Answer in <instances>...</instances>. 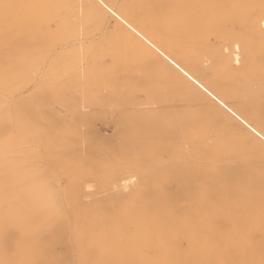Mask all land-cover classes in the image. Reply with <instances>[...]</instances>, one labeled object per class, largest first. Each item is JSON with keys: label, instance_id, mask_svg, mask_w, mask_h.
Instances as JSON below:
<instances>
[{"label": "bare ground", "instance_id": "6f19581e", "mask_svg": "<svg viewBox=\"0 0 264 264\" xmlns=\"http://www.w3.org/2000/svg\"><path fill=\"white\" fill-rule=\"evenodd\" d=\"M87 3H88L87 0H0V5L8 4V5L13 6V7H10L9 9H7L6 12L2 7H0V28L2 26L8 27L7 32L0 30V123L3 122V120L5 119L6 116L8 118H12L15 115V112H16L18 107H22L28 103L29 98L24 96V95H19V92L23 88H25L27 85L31 84V82H34L36 80V78L40 77L39 76V70H40L39 61L43 60V57H42L43 52L42 51L39 52V45H45L46 46L45 48H47V51H48V53H50V55L55 54L54 55L55 58L52 60L53 61L55 60L54 63H56V64L58 63V66H60V65L64 66V64L68 61H73L74 63H76L75 62L76 59L81 58L80 54L85 50L84 46H87V45L94 46V47L98 46L95 39L93 38V35L95 32H98V35L100 32H103L104 31V29H103L104 24L109 19V21L111 20V24H110L109 30L106 33L104 32L105 39H106L105 42L117 45V48H118V46L120 48L132 47V46L133 47H147V46L152 45L156 42H159V43H163L164 45L167 46L166 52L169 55L172 53L171 47L173 48V46H175V47L178 46L179 52L181 54L180 57L178 56L179 57L178 59L175 60V57H173L175 55H172V56L169 55V56H171L170 58L168 57V55L166 57L164 75L159 76L164 82L163 86H165L164 87L165 91H162V93L163 92L164 93L163 94L161 93L162 98H160V99H158V96H160L159 93L156 94L157 101L158 100H161V101L169 100V101H171L170 99L172 98L173 95L175 96V95L179 94V96L181 98H183L185 100V102H187V103H185L186 104L185 105L183 103V100H181L182 101L181 105L184 104L183 108H182V106L180 109L177 107L181 111V117H182L181 118V124L188 125L190 123L192 125V123H193V126L195 128H197L196 130H200V132L195 133L194 137L197 140H199L200 142L202 141V144L200 146L198 145L199 147H196L194 150H192V151L190 150V154L186 153L185 156H182V153H180V158L178 160L179 162L175 161L176 165H174L170 169H168L167 173L168 174H176V175L180 176V180L182 181L183 180L182 175H184V173L186 171H187V173H190V174H191V172H190L191 170H193V171L200 170L201 172L204 171L203 174L205 175V179L207 181V185H206L207 187L203 188V190H204L203 197H206V198H205V202L202 204V205H204L203 210L198 215L200 217L195 219V220H193V219L188 220L184 217V215L179 216L177 213V210H175V214L178 217L176 216V218H175V216H173L174 217L173 220H175L176 222L181 224L176 229L178 230L179 233H181L183 235V237H185L187 239L188 247L186 249L180 247L181 245L176 243L175 238L173 237V233H174L173 228H171V227L168 228V227H166V225H165V227L167 229L165 227H163L164 229L161 231L163 233V235L157 233L155 231V229H153V230H151V234L148 237L150 239H154V240L157 239L156 238L157 235L161 237V240L164 241L165 248L167 246V249L165 251L160 252L159 251L160 248H158V246H155L156 253L159 254L161 257H165V258L169 259L171 262H173L172 264H230V261H232V260H235V261L238 260V262L242 261V262H244V264H261V262L264 261V238L262 236V233L264 232V190H261V189H263V188H261L262 187L261 185L262 184L264 185V176L262 175L263 173L261 174L262 176L256 175L254 177H250L251 187L255 186L254 188H257V186H258L259 191L258 190L255 191V189L251 190V188H249V191L246 193V194H248V196L246 197V201L247 202L249 201L248 205L251 208L249 210V217L247 220V225H246V228L244 230L245 234L243 236L242 241H239L238 239H236L234 241L233 234L230 233L228 230L222 231L218 226L219 221L217 220V217L213 216V214L208 212L209 211L208 209L210 206L216 207L215 205L220 204V201H222L220 199L224 198L225 196L223 194H221V192H223L221 189H219V188L213 189V188H211V185H208V181H210L214 177L213 170H215V168H214L215 165L213 166L212 165L213 163L212 164L201 163V162H199V159L201 158L200 156H202V155H206V154H207L206 156L213 155L217 149H221V151H232V149H233L232 143H234L235 141H240L239 139L236 138L237 136L236 137H225V136L223 137V136H221V134H219V132H220V129H218L219 126H217L215 124L216 119L219 118V116H220V114H218L217 112L224 114V115L226 113L228 118H231V119H242V120H244V117H243L244 113L247 114L248 111L249 112L256 111V110H258V108H261L263 106V105L261 106V104H262L261 101H262V98L264 95V87L262 86L263 84L262 85L258 84V82H257V84H254V83L252 84V82H253L252 77H254L253 74H249V75H251L249 77V80L251 79L250 81H252V82H249L247 84L239 83L237 80V79H239V78H237L238 76L236 77L237 79L230 77V73H231V75L234 74L233 73L234 66H236L233 63L235 55H236L235 49H234V47H230V44H231L232 33H233L234 29L243 25L247 32H249L250 34H252L254 37L257 38L255 40V42L252 44V46L256 47V49L254 48L255 51L250 50L248 57L243 61V65H247V67L251 70H252V68H254V70H255V69H257V67H259V64H257L258 65L257 67L254 66V64L252 65L251 59L252 58L255 59V57L257 59H260V60L264 59V52L262 51L264 48V45H261V43L258 39L259 36L262 33H264V10H262L259 13L255 12V11H254L255 13H252L248 10L247 11L240 10V8H237L234 6H236V5H251L253 7V6L258 5V4H263L264 0H227L224 2L221 0H98V3L101 6V9L92 8ZM35 4L50 5L51 7H48L46 9L39 10V11L36 9H33L31 7H28L29 5H35ZM81 9H82V23L80 22V25L82 24V28L81 27L80 28H81L82 33L80 34L79 33L80 29L77 25V21L74 20V17H77V15L80 14ZM244 9H246V8H244ZM106 28H108V26ZM4 29H5V27H4ZM213 39H217V40L220 39L222 42V43H220L222 45L218 44L219 42H217V44L220 45V47L218 48V51L216 49L217 47H214V45H213V43H214ZM83 44H85V45L83 46ZM215 45H216V43H215ZM96 48H98V47H96ZM205 49L207 50L208 53L205 51ZM99 50H100V48H99ZM122 50H124V48ZM116 51L117 50H115L114 52H116ZM68 52H71L74 55V57L72 59L67 58ZM108 52H110V51L108 50ZM92 54H94V52ZM83 55H84V53H83ZM82 57H84V56H82ZM172 59H174V60H172ZM59 62H62V64H60ZM67 64L61 68H59V67L58 68H52V69L50 68L49 74H53V75H55V77H62V76L67 75L68 72H70L69 69L73 68V67H71L73 64L71 66H67ZM261 64L263 65V63H261ZM238 68H240V67L238 66ZM238 68H236V69H238ZM249 69H248V71H249ZM257 70L260 71L259 69H257ZM48 71L46 73H48ZM248 71H246V72H248ZM85 72L86 71L84 70V73ZM78 73H80V72H78ZM208 73H210L211 75ZM240 73H241V71H240ZM245 73H244V75H245ZM41 74H42V71H41ZM87 74H88V72H87ZM206 74L208 75L207 77H210L213 75L212 78L210 77L212 79L211 81L209 79H205ZM75 75H77V74H75ZM244 75H241V77H243ZM247 75H248V73L246 74V76ZM260 75L259 76L257 75L258 76L257 78L261 77ZM263 75H264V73H263ZM263 75H262V77H264ZM153 76L154 75H152L151 77L153 78ZM246 76H245V78H248ZM77 77H79V76H77ZM151 77H150V81H151ZM228 77H229V79H228ZM260 79H259V81H260ZM43 80H45V79H43ZM68 80H71V79H68ZM160 80H158V81H160ZM244 80H242L241 82L244 83L245 82ZM256 80H254V82ZM262 80H263V78H262ZM50 81H53V80H50ZM84 81L85 80L83 78V82ZM220 81H223V83ZM77 82L80 83V81H77ZM83 82H82V84H83ZM210 82H211V84H210ZM217 82L220 83L219 85H221V83H222V85L224 86V88L226 90L225 93H223L224 94L223 99L227 100L226 104H222L223 101L215 100L214 96L219 98V96L221 94L220 93L218 96L214 95L216 93L214 90V88H215L214 85L218 84ZM42 83H43V81H42ZM53 83H54V81H53ZM55 83L57 84V82H55ZM74 84H76V83H74ZM96 84H99L100 88L103 89L104 92H107V90H108V88H106L107 84H100L99 82ZM160 84L161 83H159L158 85L160 86ZM77 85L79 86V84H77ZM77 85H75V86H77ZM85 85H87V84H84V86ZM201 85H203V87H201ZM71 86H74V85L72 84ZM84 86H83V88H84ZM163 86H162V88H163ZM96 88L97 87H95V89ZM149 88H150V86H149ZM66 89H68V88H65V91H67ZM105 89H107V90H105ZM123 89H124V87H123ZM164 89H160V90H164ZM204 89H207V92ZM54 90L55 89H53V91ZM93 90L94 89H92V91ZM125 90H117V91L122 92ZM221 90L219 89V91H221ZM88 91H86L87 92L86 94L89 93ZM111 91H112L111 94H113L114 93L113 90H111ZM223 91H224V89H223ZM41 92H43V90H41ZM61 92H64V91H61ZM61 92L59 90H56L55 93L57 94V93H61ZM217 92H218V90H217ZM92 93H91V95H92ZM117 93H119V92H116L115 95ZM123 93H119V94L122 95ZM129 93H127V94H129ZM209 93L214 95V96H212V97H214L213 100H215L217 102H221V103L220 104L219 103L214 104L215 101H213L211 98H210V100L212 103L208 102L207 97H209ZM47 95H50V93L46 94V96ZM93 95L95 96L96 93H94ZM93 95H92V97H93ZM151 95H153V94H151ZM62 96H64V95H62ZM79 96H77L78 99H79ZM87 96L91 97L89 94ZM101 96H103V95L101 94ZM101 96H99V102L103 99V104H104V102L106 101V98H104V96L103 97H101ZM128 96L129 95H127V97ZM56 97H58V96H55V98ZM72 97H74V96H72ZM97 97H93L94 101H96V99L98 100ZM111 97H113V96H111ZM122 97H123V95H122ZM154 97H155V95H154ZM84 98H86V96ZM100 98H102V99L100 100ZM177 98H179V97H177ZM68 99H69V97H68ZM68 99H66V101H69ZM70 99H71L70 105L72 106V102L75 98L73 100H72V98H70ZM78 99H76V102L79 101ZM134 99H135V97H134ZM154 99H156V98H154ZM88 100H89V98H88ZM226 100H224V101H226ZM263 100H264V98H263ZM64 101H65V99H64ZM124 101L126 104L129 103L128 99H127V102H126V100H124ZM131 101H133V100H131ZM161 101H160V103H161ZM76 102H73L74 104L72 106V107H76L75 109L78 108L80 101H79V103H77V106H75ZM113 102L115 103V101H113ZM113 102H110V104ZM116 102L118 103V101H116ZM121 102H119V103H121ZM135 102L133 101L134 104H135ZM137 102H138V100H137ZM259 102L261 104H259ZM59 103H62V102L59 101ZM59 103H58V105H62ZM85 103H87V102H85ZM108 103H105V104H107V106H108L109 105ZM166 103H167V101H166ZM263 103H264V101H263ZM12 104H15V105H12ZM56 104H57V102H56ZM65 104H68V103L65 102ZM89 104L92 106L94 105L91 102ZM97 104H99L100 107L103 106L102 104H100L98 102H97ZM129 104H128V106L134 107V106L129 105ZM137 104H140V103L138 102ZM165 104H163V105H165ZM174 104H176V103L174 102ZM99 105H96V106H99ZM121 105H122V103H121ZM121 105H119V106H121ZM140 105L138 107L139 109L136 107L139 111L141 109L142 110L144 109ZM119 106L115 107L113 110H111V112H113L114 110L116 112V110H118V113L117 112L116 113L119 114V109H116V108H119ZM122 106H124V105H122ZM126 106L127 105H125V107ZM135 106H136V104H135ZM100 107H99V109H100ZM131 107H129L128 109H130ZM42 108H43V106H42ZM65 108L67 110H69L68 108H71V107L67 108L64 105L63 109H65ZM94 108H95V105H94ZM174 108H175V106L173 107V110H174ZM71 109L73 110V108H71ZM122 109H124V108H122ZM126 109H127V107H126ZM134 109H135V107H134ZM134 109H131V110L134 111ZM229 109H231V111H229ZM95 110H96V112H95ZM95 110L91 111L89 113L90 114V116L88 115L89 119L94 117V116L97 117V116L102 115L100 113V110H97V107L95 108ZM131 110H128V111H131ZM148 110L149 109H147V110L144 109L143 111H140V113H139V114H141L140 117L144 116V114H142V113H144V111H146L148 114V112L150 111V110L149 111ZM156 110H158V109H156ZM10 111H14V112H12V114H13L12 117H10V115H9ZM128 111H124V112L127 114ZM132 111H131V113H132ZM135 111H137V110L135 109ZM151 111H152V108H151ZM151 111H150V113H151ZM153 111H152V113H153ZM180 111H178V112L180 113ZM39 112H40V110L38 107L35 110H33L31 121L16 123L14 126V130L9 137L5 138L3 135H0V152L11 150L12 152L17 153L18 156L23 161L29 160L30 161L29 163H33L35 165V169H31V170L29 169L30 171L28 173L31 176L30 180L34 184H36L38 187L39 186L43 187V185H41V184L39 185V181H41V179L39 180V175H40L39 172L41 171V169L39 171V165L41 164V166L43 168L42 172H44V174L48 177L47 183L49 184V188H50L51 192L56 197V199L59 200L58 203H61V200H65L63 206L65 205L64 207L67 208L70 205H72V203H73L72 202L73 198L71 199V202H70V198H69V195H71L70 194L71 191H66L65 189H62L56 182H54V180L49 182V180L52 178L51 177L49 179L50 174H53L49 168L50 161H52L53 159H59L62 161V159H63L64 148H62L61 145H62V142L64 141V137H63L64 134L61 132V129H59L60 127H56V126H52V125L51 126L48 125V127H44V131H43L44 133H42V135H45L47 139L45 140V145L42 148L40 146L41 144L39 143ZM70 112H72L71 115L74 116L73 118H76V115H73V113L76 112V110L70 111ZM115 112H113V113H115ZM128 113H130V112H128ZM133 113L138 114V112H133ZM152 113H151V115H153V116L156 114L155 111H154L155 114H152ZM158 113L156 115H159ZM124 115L125 114H123V116ZM151 115L149 114V115H147V117L149 116V118H150ZM80 116H82L81 113H79L77 118H79ZM131 116H133V117H131ZM131 116L130 117L132 119L135 117V115H133V114ZM168 116H170V115H168ZM84 117L85 116H83V118ZM118 117H121V120L123 119L122 116L118 115ZM126 117H128V115ZM174 117L176 118V116H174ZM115 118H116V116L114 115V120H115ZM164 118H165V116H164ZM132 119L130 121H133ZM139 119H141V118H139ZM152 119L153 118L151 117V119H149V120H152ZM147 120H148V118H147ZM155 120L157 121V119H155ZM169 120L171 121V117ZM172 120H173L172 121V128H173L174 127L173 125H175L174 121H176V120H174V119H172ZM178 120H180V119H178ZM40 121L42 122V120H40ZM116 121H115V123H116ZM118 121H117V123H118ZM170 121H169V123H170ZM124 123H125V119H124L122 124H124ZM149 123H150V121H148L147 124H149ZM152 123H153V121H152ZM154 123H155V121H154ZM164 123H165V121H164ZM164 123L160 124V126L161 125L163 126ZM234 123H235V121H234ZM119 124H121V121H119ZM135 124H137V123H135ZM140 124L143 126V123H141V121H140ZM151 125L152 124H150V126ZM155 125H156V123H155ZM166 125L168 126V128L171 126L168 124H166ZM167 126H166V128H167ZM133 127L128 128V130L133 128ZM184 127H187V126H184ZM194 127H192V128H194ZM255 127H256V129H255L256 131L251 132L249 140L253 141L256 148L258 147L260 149L259 146H261V145H259V144H261V143L263 144L262 141H264L263 140L264 139V119H263V117H260V119L258 120V125ZM121 128L123 129L122 126H121ZM148 128H149V126H148ZM175 128L177 129L178 127L176 126ZM180 128H181V126H180ZM236 128H237V126H236ZM164 129H165V127H164ZM131 130L129 131V133H131ZM150 130H151V127H150ZM178 130H179V128H178ZM178 130H175V131H178ZM186 130H184V132ZM191 131H192V129H191ZM235 131H236V129H235ZM185 133H187V131ZM257 133H259V135H257ZM177 134H178V132H177ZM138 139H139V137H138ZM247 140H244V141H247ZM210 142H211V145H210ZM250 143H252V142H250ZM242 145H243V142L240 141V144L238 145L239 148H242ZM39 146H40V148H39ZM23 147H25V149H26L25 154L23 152H21V149ZM247 148L249 149V147H247ZM258 148H257V150H258ZM39 149L41 151H39ZM255 149H253V150H255ZM247 150H246V153L250 152V151L247 152ZM257 150H256V152H257ZM261 152L263 153L264 151L261 150ZM251 153L253 155V153H255V152H251ZM193 154H195V156H194L195 158H191V159H195V160H194V162L191 163V162L187 161V156L188 155L190 156ZM258 154H260V150L258 151ZM1 155H0V157H1ZM218 156H219V154H218ZM39 157H41V159H39ZM14 158H13V160L17 159L18 157L15 159ZM165 158H167V157H165ZM3 161H4V159H3ZM15 161H17V160H15ZM22 162H20V163H22ZM39 162H40V164H39ZM1 163L2 162H0V164ZM10 163H11V161H10ZM13 163H14V161H13ZM16 163H18V162H15V164ZM246 163H248V162H246ZM251 163H252V165H250V167L253 168L254 163L252 161H251ZM248 164H250V163H248ZM257 164H259V163H257ZM4 165H6V163ZM21 165L19 166V168L23 167ZM245 165H247V164H245ZM2 166L3 165H1V167ZM256 166H259V165H256ZM13 167H16V166L14 165ZM247 167H249V166L247 165ZM3 168H4V166H3ZM23 168H25V167H23ZM28 168H26L25 169L26 171H24V172H27ZM224 168H223V171L225 170ZM243 168H245V167H243ZM252 168H251L252 172L254 169H257V168H254L252 170ZM259 168L263 169V167L261 165L258 167V169ZM148 169L149 168H137L136 172L138 173V176L141 179V185H142L140 188H139L138 177H136L134 175L127 176V177L122 178L119 181V183L114 185V187H113V190L115 192L114 195L118 198L120 197V198L126 199V202H128L127 203L128 206H130L132 208V212L134 214H136V212H137L139 217L144 216V218L155 219L154 223H159V222H163L162 221L163 219L160 218V216H158V214H157L158 211H154L153 209L150 210V208H153V207H151L147 204H143L142 201L136 200L137 198H135V197L130 198V196H132V194H134L136 192H141L143 189L148 188L150 186L152 180L149 177H147V174L145 171ZM236 169H238V168H236ZM15 170L16 169H14V171ZM57 170H59V169H57ZM243 170L245 171V169H243ZM237 171H240V170H237ZM249 171H250V169H249ZM24 172H23V174H24ZM59 172L60 171H58V173ZM234 172L235 171H233L232 174H235ZM252 172H251V175H249V176L255 175V173L253 172L254 173L253 174ZM197 173H199V172H197ZM17 174H18V172H17ZM203 174H201V175L203 176ZM241 174L244 175V172ZM25 175L27 176L28 174L25 173ZM197 176H199V175H197ZM237 177H240V175H238ZM234 178H236V176ZM12 179H13V177L9 178V181L6 182L5 185L1 186V192H2L3 197L0 199V203L3 201H9L12 199H15V200L18 199L21 203L23 201L25 204H27V203L30 204L29 200L31 199L32 202L37 203L39 205V200L42 201V199H39V194L23 195V196H21L22 198L21 197L19 198V197H17V195H14L12 190H11V186L9 187V185H8V183H11L14 180V179L13 180ZM24 179L25 178H23V180ZM20 181L21 180L16 179V181L13 182L12 184H15L16 186H23V184ZM247 183H249V182H247ZM247 185H249V184H247ZM42 187L40 189H42ZM93 187L94 186L90 182H87V183L85 182V184L83 185V184H81L80 181H77L75 183L74 188H72L74 193L77 195L76 201H74V200L73 201H74V205H76V208L79 209V215H78L79 220H78V222L85 221L87 219L88 215L90 214L89 209L87 208V206H88L87 202L88 201L84 202L83 200H90L92 198V194H94ZM228 187H229V185H228ZM232 187H235V186H232ZM46 188H47V186H46ZM201 188H202V186H201ZM19 189H21V188L19 187ZM40 189L38 188V191ZM44 191H45V187H44ZM184 191H185V187H184V185H181L179 187V193L182 194V193H184ZM41 193H40V195H41ZM197 193L198 192H194V190L192 192H189L190 195L194 196L195 200H197L198 196H200ZM223 193H225V194L227 193L226 189L224 190ZM231 196L232 197L229 196V198H233V194H231ZM235 197H237V196H235ZM94 198L96 199V197H94ZM94 198H92V199H94ZM21 199H22V201H21ZM177 199H179V197ZM145 200H146V198H145ZM224 202H227V201H224ZM158 205H160V204L159 203L155 204V208L156 209L159 208L161 210L162 208H160ZM63 206H62V208H63ZM212 209L213 208H211L210 210H212ZM146 211H148V212H146ZM87 212H89V213L87 214ZM151 212L154 213V215H152ZM6 219H7L6 220V232L3 235H0V245L3 246L5 249H7L8 243L11 241V239H13V236H14V238H16V230H17L16 227L15 228L11 227L12 222L11 221L8 222L9 218H6ZM47 219H48V217H47ZM45 221L47 222V220H45ZM1 222H3V221L1 220L0 224H1ZM44 223L40 224L39 232H38L39 264H71V251L72 250H70V248H67V247L63 249V247H62V249H63L62 251H60V252L57 251L56 246L53 247L49 242L50 238H51V236H50L51 227L47 228L48 222L45 223V224H47V226H45ZM58 224L60 225V230L63 234V237H65L64 235H66V236L72 238L70 233H73V234L75 233L73 235L74 239H79V240L83 239L84 236L81 234V232L78 233L79 230H74L75 228L80 229L81 227L75 226L74 229H71L73 231V232H71L70 230L61 227L62 225L60 223H58ZM68 226H70V225H68ZM84 231H86V230H84ZM91 231L93 232L92 229H91ZM94 231H96V229ZM152 233H153V236H151ZM90 234L91 233H89L88 235H90ZM88 235H87V237H88ZM6 236H7V243H6ZM73 238H72V240H74ZM124 240H126V239H124ZM166 240H167V242H166ZM59 244H61V243H59ZM62 245H64V244H62ZM235 246H238V247H235ZM8 254H12V253L8 252ZM73 254H74V252H73ZM85 254H86V252H85ZM93 254L91 256H93ZM160 256H159V258H160ZM83 257L84 256H82L81 258H83ZM154 258H155V255H154ZM162 260H164V259L162 258ZM159 261H160V259H159ZM16 263L17 262L13 258L10 259V264H16ZM85 263H87V262H85Z\"/></svg>", "mask_w": 264, "mask_h": 264}, {"label": "rangeland", "instance_id": "374dc122", "mask_svg": "<svg viewBox=\"0 0 264 264\" xmlns=\"http://www.w3.org/2000/svg\"><path fill=\"white\" fill-rule=\"evenodd\" d=\"M87 1H88L87 4H89L90 7L95 8V9H101V6L99 5L98 0H87ZM221 1L224 2L227 0H221ZM240 10H244V11L248 10L252 13H255V12L259 13L262 10H264V3L258 4V5H255L253 7L246 8V9L240 8ZM74 20L77 21V25L80 29L79 33L81 34L82 33L81 32L82 24L80 25V22L82 23V9L80 10V14L77 15V17H74ZM110 24H111V20L109 21V19H108L107 22L104 24V27H103L104 31L100 32L99 35H98V32L94 33L93 38L95 39L98 46H95V47L90 46V45L84 46L86 43L83 44L85 52L83 51L80 54L81 58L76 59V61H75L76 63H74L73 61H68L64 64V66L67 63H68L67 66H71L73 64L71 66L73 68L69 69V71H70V72H68L69 75L67 74V75L62 76V77H55V75L49 74L50 68L51 69L52 68H58V67L61 68L64 66L60 65V64H62V62H59L60 66H58V63L57 64L54 63L55 60L53 61L52 59L55 58V56H54L55 54L50 55V53H48V51H47V48H45L46 47L45 45H39V52H41V51L43 52L42 53L43 60L39 61V64H40L39 76L40 77L36 78V80L34 82H31V84H33L35 82L38 83L40 92H41V90H43V92H41V93L44 94L45 97L47 98V103L43 105L44 109L42 107H39V110H40V112H39V143L41 144V145L40 144L39 145L43 148L45 145V140L47 139L45 135H42V133H44L43 132L44 127H48V125L60 127L59 129H61V132L64 134V136H63L64 141L62 142V145H61V147L64 148L63 159H62V163L59 166H57L56 169L51 171L53 174H50L49 179L52 177L51 178L52 180L50 179L49 182L54 180V182H56L62 189H65L66 191H71L70 194L72 196L69 195V198H70V202H71V199L73 198L72 199L73 203H72V205H70L67 208L64 207L65 205L63 206L65 200H61V203H58L59 200L56 199V197L53 195V193L51 192V190L49 188V184L47 183L48 177L44 174V172H42L43 168H42L40 162H39V164H40L39 165V171H40V169H41V171L39 172V174L41 176L39 175V180L41 179L42 182L39 181V185L41 184V185H43V187L42 186L38 187L36 184H34L30 180L31 176L29 175L28 172L31 169H35V165L33 163H29L30 162L29 160L23 161L18 156L17 153L12 152L11 150L3 151V152L1 151L0 155L1 154L2 155L0 157V160H1L0 162H2V163L0 164V199L3 197L2 192H1V186L5 185L6 182L9 181V178L13 177L14 180L12 179L13 181L11 183H8V185H9V187L11 186V190H12L14 195H17V197L20 198L23 195L39 194V199H42V201L39 200V205L37 203L32 202L31 199L29 200L30 204H28V203L25 204L22 201V199H21L22 203L18 199L17 200L12 199V200L3 201L0 203V218H1L0 221L1 220L3 221L0 224V235H3L6 232V220H7L6 218H9L8 222L9 221L12 222L11 227L12 228L16 227V229H17L16 230V238H14V236H13V239H11V241L8 243L7 249H5L3 246L0 245V264H10L11 258H13L17 262L16 264H39L38 232H39L40 224L44 223V222L45 223L48 222L47 224L49 227L47 226V224L44 223V225L47 226V228H50L52 226V224H54V223H56V224L60 223L62 225L61 227L66 228V229L70 230L71 232H73L71 229H74L75 226L76 227L79 226L83 229V230L81 228L80 229H76V228L74 229V230H79V232L78 231L77 232L78 233L81 232V234L85 237V238L83 237L82 240L74 239L73 235L75 233L74 234L70 233L74 240H72V238L64 235L65 237H63V240L60 242L61 244L56 246V249L59 252L62 251L66 247L70 248V250H72L71 251V264H88L89 262H90L89 264H172L173 262H171L169 259H167L165 257H161L159 254L156 253L155 246H158V248H160L159 249L160 252L165 251L167 249V246L165 248L164 241L161 240V237L157 235L156 240L150 239L148 237V236H150L151 230H153V229H155V231L157 233L163 235V233L161 231L164 229L163 227H165V225L168 228H170V227L173 228V231H174L173 237L175 238L176 243L181 245L180 247H182L184 249H186L188 247L187 239L185 237H183V235L181 233H179L178 230L176 229L181 224H179L178 222L173 220L174 219L173 216H175V218H176L177 215L175 214V210H177V213L179 216L184 215V217L188 220H192V219L195 220V219L200 217L198 215L203 210L204 205H202V204L205 202V198H206V197H203V195H204L203 188L207 187L206 186L207 181L205 179V175L203 174L204 171L201 172L200 170H197V171L191 170L190 171L191 174L187 173V171H186L184 173V175H182L183 180L181 181L180 176H178L176 174H168L167 170L170 169L172 166L176 165L175 161L179 160L180 153H182V156H185L186 153L190 154V150L192 151L196 147H199L202 144V141L200 142L199 140H197L194 137L195 133L200 132V130H196L197 128H195L193 126V123H192V125L190 123L188 125L181 124V118L182 117H181V111L179 109L181 108V106L183 108V105L187 102H185V100L183 98H181L179 96V94H177L175 96L173 95L172 98L170 99L171 101L163 100L165 103L167 101L166 104L161 100L157 101L156 94L159 93L160 96H158V99H160V98H162V94L164 93V92L162 93V91H165V89H164L165 86H163L164 82L159 76L164 75L166 57L168 55L166 52L167 46L164 45L163 43L156 42V43L149 45L147 47H133V46L132 47H123L124 50H122L123 48H120L119 46L117 48V45L105 42L106 39H105L104 32L106 33L109 30ZM107 26H108V28H106ZM4 27H5V29H4ZM1 28H0V30H2V31H5V32L8 31V27H6V26H2ZM213 42H214L213 43L214 47H217L216 49L218 51V48L220 47V45H222V44H220V43H222L221 40L220 39L219 40L213 39ZM217 42H219L218 44H220V45H218ZM215 43H216V45H215ZM96 47H98V48H96ZM252 47H250V50L255 51L254 48L256 49V47L255 46H252ZM99 48H100V50H99ZM171 49H172V53L170 52L171 54H169V55H171V56L175 55V56H173V57H175V60L178 59L181 56V54L179 52V47L173 46V48L171 47ZM108 50L110 52H108ZM115 50H117V51L114 52ZM205 51L207 52L206 49H205ZM262 51L264 52V48ZM93 52H94V54H92ZM83 53H84V55H83ZM67 54H68L67 58L72 59L74 57V55L71 52H68ZM169 55H168V57L170 58L171 56H169ZM82 56H84V57H82ZM82 58L83 59L85 58V59L83 60ZM172 60H174V59H172ZM251 61H252V65L254 64V66H256V67L258 66L257 64H259V67L261 69L259 67H257V69H259L260 71H258L257 69L254 70V68H252V70H251L247 67V65H243L244 67L239 66L240 68H238V66H234V71H233L234 74L231 75V73H230V77L235 78V79L239 78V79H237L239 83L247 84L249 82H252V81H250L251 79L249 80V77L251 76L249 74H253L254 77H252L253 78L252 84L253 83L257 84V82H258V84H261V85L263 84L262 86L264 87V82H263L264 77H262V75L264 73V62H263L264 59L260 60V59H257L255 57V59L252 58ZM261 63H263V65ZM235 67L238 69H236ZM247 68L249 69V71ZM84 70L86 71L85 72L86 74L84 73ZM41 71H42V74H41ZM47 71H48V73H46ZM240 71H241V73H240ZM246 71H248V72H246ZM78 72H80L81 74ZM87 72H88V74H87ZM244 73H245V75H244ZM247 73L249 76L248 75L246 76ZM75 74H77V75H75ZM208 74H210V73H208ZM152 75H154L153 78L151 77ZM241 75H244V76L241 77ZM257 75L258 76L260 75L261 77L257 78L258 77ZM77 76H79V77H77ZM207 76L208 75L206 74L205 79H209L211 81L212 80L211 78L213 75L210 76L211 78L207 77ZM245 76L248 78H245ZM150 77H151V81H150ZM83 78L85 80L84 82H83ZM262 78H263V80H262ZM43 79H45V80H43ZM68 79H71V80H68ZM157 79L158 80L161 79V80L158 81ZM228 79H229V77H228ZM259 79H260V81H259ZM50 80H53L54 83H53V81H50ZM242 80H244L246 83L241 82ZM254 80H256V81L254 82ZM42 81H43V83H42ZM77 81H80V83H78ZM55 82H57V84ZM82 82H83V84H82ZM98 82L100 84H107L106 88H108V90L105 89V90H107V92H104L103 89L100 88V85L96 84ZM220 82L223 83V81H220ZM74 83H76V84H74ZM159 83H161L160 86L158 85ZM222 83H221V85H219L220 83L214 85V87L216 88V89L214 88V90L217 93V94L215 93L214 95L218 96L221 93L219 96L220 99L211 94V95H209V97H207L208 102H211L210 98L213 100L215 97V100L223 101L224 103L222 102V104H226L227 100L223 99V95H224L223 93H225L226 90H225L224 86L222 85ZM31 84L27 85L26 87L30 86ZM72 84L74 86H71ZM77 84H79V86ZM84 84H87V85L84 86ZM210 84H211V82H210ZM75 85H77L78 87ZM83 86H84V88H83ZM149 86H150V88H149ZM162 86H163V88H162ZM95 87H97V88L99 87L98 88L99 90L97 88L95 89ZM123 87H124V89H123ZM52 88L55 90L53 91ZM65 88H68V89H66L67 91H65ZM92 89H94V90L92 91ZM160 89H164V90H160ZM219 89L220 90L222 89V90L219 91ZM223 89H224V91H223ZM23 90H24V88L19 92V95H22L21 93ZM56 90H59L60 92L61 91H64V92L56 94L55 93ZM85 90L86 91L89 90L88 94L91 97L94 93H96L97 96L98 95L101 96V94H102L104 96V98H106V101L103 104L102 98H100V100L101 99L102 100L99 102V96L97 97L96 95L95 96L93 95V97L98 98V100L95 98L96 101H94L93 97L91 98V97L87 96L88 94H86L87 92ZM111 90H113V92H114L113 94H111V92H112ZM117 90H125L127 93H129V92L130 93L127 94L125 91L121 92V91H117ZM217 90H218V92H217ZM90 92L91 93L93 92L92 95ZM116 92H119V93L124 92L125 94L123 93L122 94L123 97H122V95L119 93H117L118 95L117 94L115 95ZM49 93H50V95L46 96V94H49ZM151 94H153V95H151ZM62 95H64V96H62ZM127 95H129L130 97L129 96L127 97ZM154 95H155V97H154ZM55 96H58V97L55 98ZM72 96H74V97H72ZM77 96H79V99ZM85 96H86V98H84ZM103 96H101V97H103ZM111 96H113V97H111ZM212 96H214V97H212ZM68 97H69V99H68ZM87 97L89 98V100ZM134 97H135V99H134ZM177 97H179V98H177ZM70 98H72V100L75 98L73 100V102H76V99H78L80 101V103H79V101L77 100L78 102L75 103V106H77V103H79L77 109H75L76 107H72L74 104L73 102H72V106L70 105L71 104ZM154 98H156V99H154ZM263 98H264V95H263ZM263 98L261 101L262 104L259 102V104H261V106L263 105L262 106L263 108L262 107L258 108V110H256V111H251V112L248 111L247 114L244 113V116H243L244 120H242V119H231V118H228V116L225 112H224L225 115L217 112L218 114H220V116H219V118L216 119L215 124L217 126H219L218 127V129H220L219 134H221V136H223V137L224 136L225 137H236L237 136L236 138L239 139L241 142H243L242 148H239V146H238L240 144V141H235L234 143H232V145H233L232 151H221V149H217L213 154L214 156L213 155L206 156L207 155L206 154V155L200 156L201 158L199 159V162H201V163H204V164H208V163L212 164L213 163L212 165L213 166L215 165L214 166L215 170H213L214 177L210 181H208V185H211V188H213V189L219 188L223 192L226 189V192H227L226 194L221 192V194H223L225 197L220 199V200H222V201H220V204L215 205L216 207L210 206L208 209L209 210L208 212L213 214V216L217 217V220L219 221L218 226L222 231L228 230L230 233L233 234L234 241L236 239H238L239 241H242L243 236L245 234L244 230H245L246 225H247V220L249 217V210L251 208L248 205L249 201L248 202L246 201V197L248 196V194H246V193L249 191V188H251V190L255 189V191L256 190L259 191L258 186H257V188H254L255 186L251 187L250 177H254L256 175L257 176H262V175L264 176V163H263L264 162V152L263 153L261 152V150L264 151V149H263L264 148V141H262L263 144L262 143L259 144L261 146H259L260 149L257 147L258 148V150H257L253 141L249 140L250 134L253 131L251 129H253V128L256 129L255 126L258 125V120L260 119V117H263V119H264V103H263L264 100H263ZM52 99L53 100L55 99V100L53 101ZM64 99H65V101H64ZM66 99H68L70 102L66 101ZM127 99H128V102L130 104L125 103L124 100H126V102H127ZM112 100L115 101V103L118 106L121 105V103H122V105H124V106L121 105V106H119V108H116V109H119V114H117L118 110H116L117 113L115 112V110L113 111L115 113L111 112V110H113L115 107H118ZM131 100H133L134 102L136 101L135 102L136 106L133 103V101H131ZM137 100L141 105L137 104L138 103ZM181 100H183V103H184L183 105H181L182 104ZM215 100H213V101H215ZM224 100H226V101H224ZM55 101L57 102V104ZM59 101H61L62 103H59ZM116 101H118V103L121 101L122 102L118 104ZM160 101H161V103H160ZM217 101H215L214 104H218V103L220 104L221 103V102H217ZM65 102L68 104H65ZM85 102H87V103H85ZM90 102L95 105V108L97 107V110H100V113L102 114L101 116H97V117L94 116V117L89 119V117H88V115L90 116L89 113L91 111L95 110L94 105L92 106L89 104ZM97 102L102 104L104 107L102 105H101L102 107H100V105L97 104ZM110 102H113V103L110 104ZM174 102L176 104H174ZM58 103L62 104V105H58ZM105 103H108L110 106L109 105L107 106V104H105ZM168 103L169 104L171 103V104L169 105ZM128 104L134 106L137 111H135L134 107L128 106ZM163 104H165V105H163ZM12 105H15V104H12ZM64 105L67 108L68 107L73 108V110L71 108H68L69 110L71 109L70 111L76 110V112L73 113V115H76V118L79 115V113H81L82 116L79 117L80 119L79 118H77V119L73 118L74 116L71 115L72 112H70L66 108L63 109ZM96 105H99V106H96ZM125 105H127L126 106L127 109L129 107H131L128 110L134 109V111L131 110L132 111V113H131V111H128L126 109ZM139 105L142 106L145 110L149 109L151 111V108H152V111H153L155 109L154 110L155 113L157 114L159 112L158 113L159 115H156L154 113V111H153V113L151 111L152 114H155L153 116V115H151L150 111L148 110L149 111L148 114L146 111H144V113H142V114H144L145 117L144 116L140 117L141 114H139V113H140V111H143L144 109L142 110L141 109L142 107H141L140 108L141 110L139 111L138 110ZM174 106H175V108L173 110ZM99 107H100V109H99ZM121 107L124 108L125 110L122 109ZM156 109H158V110H156ZM124 111H128L130 113L127 112V114H126ZM178 111H180V113ZM12 112H14V111L9 112L10 117H12V115H13ZM95 112H96V110H95ZM133 112H138V114L137 113L134 114ZM123 114H125V115L123 116ZM132 114L135 115V117L133 119L131 118V117H133V116H131ZM149 114L151 115L150 118H149V116L147 117V115H149ZM114 115L116 116L115 120H114ZM118 115L122 116L123 121L125 119L126 124L125 123L122 124L123 121L121 120V117H118ZM127 115H128V117H126ZM168 115H170V116H168ZM83 116H85V117L83 118ZM164 116H165V118H164ZM174 116H176L177 119ZM151 117L153 119L149 120V119H151ZM170 117H171V121L169 120ZM139 118H141V119H139ZM147 118H148V120H147ZM131 119L133 121H130ZM155 119H157V121ZM172 119L176 120V121H174L175 125H173L174 126L173 128H172V121H173ZM178 119H180V120H178ZM40 120H42V122ZM116 120L121 121L122 125L119 124V121L117 123ZM115 121H116V123H115ZM140 121H141V123H143V126L140 124ZM148 121H150L149 124H147ZM152 121H153V123L155 121L156 125H155V123L153 124ZM164 121H165V123H164ZM169 121H170V123H169ZM234 121H235V123H234ZM135 123H137V124H135ZM162 123H164L163 126L162 125L160 126V124H162ZM150 124H152V125L150 126ZM166 124L171 125V126L168 128V126ZM147 125L149 126V128ZM165 125L167 126V128ZM121 126L123 127V129L121 128ZM176 126L179 128V130H178V128L177 129L175 128ZM180 126H181V128H180ZM184 126H187V127H184ZM236 126H237V128H236ZM130 127H133V128H131L132 130L131 129L128 130V128H130ZM150 127H151V130H150ZM164 127H165V129H164ZM192 127H194V128H192ZM182 128L184 130L187 129L186 130L187 133H185L186 131L184 132V130ZM191 129H192V131H191ZM235 129H236V131H235ZM130 130H131V133H129ZM175 130H178V131H175ZM177 132H178V134H177ZM138 137H139V139H138ZM244 140H247V141H244ZM98 142H103L107 146V150H105L103 152L97 151L95 145ZM250 142H252V143H250ZM210 145H211V142H210ZM40 146H39V148H40ZM247 147H249V149ZM23 148L21 149V152H23L25 154L26 149H25V147H23ZM253 149H255V150H253ZM246 150H247V152L248 151H250V152L246 153ZM256 150H257V152H256ZM259 150H260V154H258ZM39 151H41V150L39 149ZM251 152H255V153H253V155H252ZM218 154H219V156H218ZM190 156L189 155L187 156V161L192 163V162H194L195 159H191V158H195L194 157L195 154L190 155ZM14 157L17 159H15ZM165 157H167V158H165ZM2 158L4 159V161ZM13 158L17 161L13 160ZM39 159H41V157H39ZM10 161L12 164L10 163ZM13 161H14V163H13ZM251 161L254 163L253 168L250 167V165H252ZM15 162H18V163H16L17 165L15 164ZM20 162H22V163H20ZM51 162L52 161H50V163H49L50 169L52 167V165H50ZM246 162H248L250 164H248ZM5 163H6V165H4ZM257 163H259V164H257ZM245 164H247L249 167H247V165H245ZM1 165H3L4 168H3V166L1 167ZM14 165L16 167H13ZM20 165L25 167V168H23V167L19 168ZM256 165H259V166L261 165L263 167V169H260V168L258 169L259 166H256ZM235 167L238 169H236ZM243 167H245V168H243ZM26 168H28L27 172H24V171H26L25 170ZM137 168H149L148 170H145V171H146L147 177H149L152 180V182L148 188L143 189L141 192H136V193L132 194V196H130V198L135 197V198H137L136 200L142 201L143 204H147V205L153 207V208H150V210L153 209L154 211H158L157 214H158V216H160V218L163 219L162 220L163 222L154 223L155 219L144 218V216L139 217L137 212H136L137 215L132 212V208L130 206H128V204H127L128 202H126V199H123L120 197L118 198L114 195L115 194V192L113 190L114 185L119 183V181L122 178L127 177V176L134 175V176L138 177L139 188L142 186L141 185V179L139 178L138 173L136 172ZM223 168L225 169L224 171H223ZM251 168H252V170L254 168H257V169L253 170L255 175L249 176V175H251V172H252ZM14 169H16L17 171L16 170L14 171ZM57 169H59V170H57ZM243 169H245V171ZM249 169L251 172L249 171ZM237 170H240V171H237ZM58 171H60V172L58 173ZM233 171H235L234 172L235 174H232ZM17 172H18V174H17ZM23 172H24V174H23ZM197 172H199V173H197ZM243 172H244V175L241 174ZM25 173H27L28 175L26 176ZM201 174H203V176ZM197 175H199V176H197ZM238 175H240V177H237ZM235 176H236V178H234ZM22 177L25 179L23 180ZM16 179L21 180L20 182L23 184V186H16L15 184H12L13 182L16 181ZM77 181H80L81 184H83V185L85 184V182L86 183L90 182L94 186L93 187L94 194H92V198L96 197V199L91 198L90 200H83L84 202L88 201L87 202L88 203L87 208L89 209V212H90L87 219L83 222H78V220H79V217H78L79 209L76 208V205H74V201H76L77 195L74 193L72 188H74L75 183ZM247 182H249V183H247ZM247 184H249V185H247ZM45 185L47 186V188ZM181 185H184V187H185V191L182 194L179 193V187ZM228 185H229V187H228ZM201 186H202V188H201ZM232 186H235L236 188L232 187ZM261 186H262L261 188H263V189H261V188L260 189L264 190V185L262 184ZM19 187L21 189H19ZM41 187H42V189H40ZM44 187H45V191H44ZM38 188L40 189L39 191H38ZM193 190H194V192H198L197 194L200 195V196H198L197 200L194 199L193 195L189 194V192H192ZM40 193H41V195H40ZM231 194H233V198H229V196L232 197ZM235 196H237V197H235ZM178 197H179V199H177ZM145 198H146V200H145ZM224 201H227V202H224ZM158 203L160 204L158 206L160 208H162L161 210L159 208H157V209L155 208V204H158ZM62 206H63V208H62ZM211 208H213V209L210 210ZM89 212H87V214ZM146 212H148V211H146ZM152 215H154V213H152ZM47 217H48V219H47ZM45 220H47V222ZM68 225H70V226H68ZM91 229L93 230V232L91 231ZM95 229H96V231H94ZM84 230H86V231H84ZM89 233H91V234L88 235ZM87 235H88V237H87ZM151 236H153V233ZM262 236L264 238V232L262 233ZM124 239H126V240H124ZM166 242H167V240H166ZM62 244H64V245H62ZM62 247H63V249H62ZM235 247H238V246H235ZM8 252H10L12 254H8ZM73 252H74V254H73ZM85 252H86V254H85ZM91 253L92 254L94 253L93 256H91L92 255ZM154 255H155V258H154ZM158 255L160 256V258ZM82 256H84V257L81 258ZM88 258L89 259L91 258V259L89 260ZM162 258L164 260H162ZM159 259H160V261H159ZM85 262H87V263H85ZM230 264H244V262H242V261L238 262V260L237 261L232 260V261H230Z\"/></svg>", "mask_w": 264, "mask_h": 264}, {"label": "snow or ice", "instance_id": "6c2138e0", "mask_svg": "<svg viewBox=\"0 0 264 264\" xmlns=\"http://www.w3.org/2000/svg\"><path fill=\"white\" fill-rule=\"evenodd\" d=\"M0 7H2L6 12L7 9L13 6L4 4V5H0ZM28 7H31L39 11L51 6L44 4H35V5H29ZM234 7L250 8L252 6L236 5ZM256 39H257L256 37H254L252 34L246 31L243 25L234 29L232 33V40L230 47H234L235 49L236 55L233 63L236 66H243V61L248 57L250 52V47L255 42ZM258 39L261 45H264V33H262ZM201 87H203V85H201ZM204 90L207 92V89ZM21 94L29 98L28 103L22 107H18L15 112V115L12 118H8L6 116L3 122L0 123V135H3L5 138L11 135L16 123L31 121L33 110H35L38 107H42L44 104L47 103V98L40 92L38 83H33L30 86L25 87ZM209 95H211V93H209ZM229 111H231V109H229ZM252 130L253 132L256 131L255 128H253ZM257 135H259V133H257ZM95 147L97 151L103 152L107 150V146L103 142L96 143ZM61 163H62L61 160L53 159L51 162L52 167L50 171H53ZM50 236L51 238L49 242L53 247L59 245V243L63 240V234L60 230L59 224L56 223L52 224ZM6 243H7V236H6ZM261 264H264V261H262Z\"/></svg>", "mask_w": 264, "mask_h": 264}]
</instances>
